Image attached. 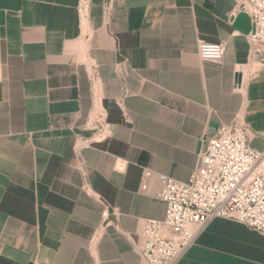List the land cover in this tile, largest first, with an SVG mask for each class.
<instances>
[{
  "label": "crops",
  "instance_id": "crops-1",
  "mask_svg": "<svg viewBox=\"0 0 264 264\" xmlns=\"http://www.w3.org/2000/svg\"><path fill=\"white\" fill-rule=\"evenodd\" d=\"M234 8L0 0V264H144L134 243L166 206L141 166L186 180L236 118L264 150V50ZM220 40L221 61L198 56ZM177 264H264V233L215 218Z\"/></svg>",
  "mask_w": 264,
  "mask_h": 264
},
{
  "label": "built area",
  "instance_id": "built-area-1",
  "mask_svg": "<svg viewBox=\"0 0 264 264\" xmlns=\"http://www.w3.org/2000/svg\"><path fill=\"white\" fill-rule=\"evenodd\" d=\"M234 1V11L250 19L253 50L262 52L264 0ZM225 50V41H200L197 53L202 60L219 62ZM250 137L249 126L241 118L219 126L186 180L141 166V188L146 189L155 177L157 197L166 206L162 219L144 220L134 243L144 264H177L215 218L236 220L264 233V150L254 149ZM107 215L108 210H103V219Z\"/></svg>",
  "mask_w": 264,
  "mask_h": 264
}]
</instances>
